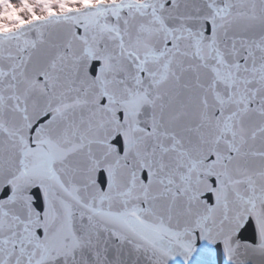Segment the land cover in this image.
<instances>
[{"label": "snow or ice", "instance_id": "snow-or-ice-1", "mask_svg": "<svg viewBox=\"0 0 264 264\" xmlns=\"http://www.w3.org/2000/svg\"><path fill=\"white\" fill-rule=\"evenodd\" d=\"M0 264H264V0H0Z\"/></svg>", "mask_w": 264, "mask_h": 264}]
</instances>
